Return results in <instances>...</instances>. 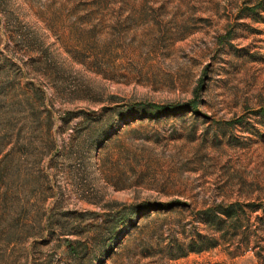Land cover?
Returning <instances> with one entry per match:
<instances>
[{"label": "rangeland", "instance_id": "1", "mask_svg": "<svg viewBox=\"0 0 264 264\" xmlns=\"http://www.w3.org/2000/svg\"><path fill=\"white\" fill-rule=\"evenodd\" d=\"M0 264H264V0H0Z\"/></svg>", "mask_w": 264, "mask_h": 264}, {"label": "trees", "instance_id": "2", "mask_svg": "<svg viewBox=\"0 0 264 264\" xmlns=\"http://www.w3.org/2000/svg\"><path fill=\"white\" fill-rule=\"evenodd\" d=\"M228 214V213H227ZM228 215H230V214H228Z\"/></svg>", "mask_w": 264, "mask_h": 264}]
</instances>
